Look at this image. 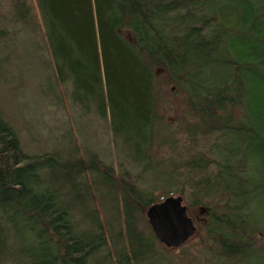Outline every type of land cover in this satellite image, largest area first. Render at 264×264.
I'll return each mask as SVG.
<instances>
[{
	"label": "trees",
	"instance_id": "obj_1",
	"mask_svg": "<svg viewBox=\"0 0 264 264\" xmlns=\"http://www.w3.org/2000/svg\"><path fill=\"white\" fill-rule=\"evenodd\" d=\"M35 1L75 115L135 170L75 141L28 153L0 112V264H173L145 209L174 193L200 221L195 264H264V0ZM160 76L187 111L178 160L154 151Z\"/></svg>",
	"mask_w": 264,
	"mask_h": 264
},
{
	"label": "rangeland",
	"instance_id": "obj_2",
	"mask_svg": "<svg viewBox=\"0 0 264 264\" xmlns=\"http://www.w3.org/2000/svg\"><path fill=\"white\" fill-rule=\"evenodd\" d=\"M12 3L13 0H0V112L15 128L23 149L28 153L50 148L65 150L75 141L81 154L85 145L95 149L104 164L134 171L124 158L123 148L113 147L105 120L75 115L65 85L54 77L36 1L26 0L28 9L20 3L12 7ZM158 82L162 136L154 151L165 161L178 160L188 142L183 121L187 111L182 95L171 84L164 83L162 76ZM188 213L193 217L189 210ZM193 219L198 225L200 221ZM204 246L200 234L195 233L183 247L164 248L173 264H195L199 257H204Z\"/></svg>",
	"mask_w": 264,
	"mask_h": 264
},
{
	"label": "water",
	"instance_id": "obj_3",
	"mask_svg": "<svg viewBox=\"0 0 264 264\" xmlns=\"http://www.w3.org/2000/svg\"><path fill=\"white\" fill-rule=\"evenodd\" d=\"M204 207L201 208V211ZM150 227L166 247H177L194 234L197 225L180 193L164 196L145 209Z\"/></svg>",
	"mask_w": 264,
	"mask_h": 264
}]
</instances>
